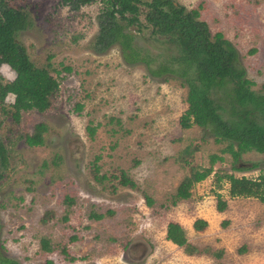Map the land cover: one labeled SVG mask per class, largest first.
Returning <instances> with one entry per match:
<instances>
[{
  "label": "rangeland",
  "instance_id": "374dc122",
  "mask_svg": "<svg viewBox=\"0 0 264 264\" xmlns=\"http://www.w3.org/2000/svg\"><path fill=\"white\" fill-rule=\"evenodd\" d=\"M64 1L12 2L17 9L26 8L31 20L17 41L38 66L60 72L53 73L60 89L50 110L25 112L20 124L10 112L13 96L3 106L7 113L0 103V142L9 157L0 168L1 254L19 264H264V203L231 197L227 178L218 179H259L264 154H244L240 162L248 169L235 170L238 163L222 153L226 143L216 142L212 132L198 126H181L189 108L181 78L153 77L144 66L130 67L116 46L96 54L102 4L76 11ZM171 1L187 11L199 10L212 35L224 34L253 84L246 87L264 96V0L160 4ZM148 11L142 8L143 24ZM134 32L144 51L159 54L160 60L171 54V46L152 37V28ZM15 78L9 66L0 68L2 82ZM77 105L82 110L77 111ZM259 123L264 124V115ZM40 124L47 128L45 144L30 147L25 135ZM89 127L96 128L93 138ZM189 145L197 148L199 169L210 167L212 154L225 161L217 162L212 174L195 185L190 199L175 203L178 186L191 172L180 161ZM256 163L259 167L252 168ZM123 173L134 186L123 184ZM218 194L228 205L223 213L217 210ZM198 219L208 222L204 232L194 229ZM171 222L183 226L200 253L189 256L166 239ZM44 238L53 253L43 254ZM134 241L149 244L142 260L135 251L128 255ZM218 252H223L221 258Z\"/></svg>",
  "mask_w": 264,
  "mask_h": 264
},
{
  "label": "trees",
  "instance_id": "16d2710c",
  "mask_svg": "<svg viewBox=\"0 0 264 264\" xmlns=\"http://www.w3.org/2000/svg\"><path fill=\"white\" fill-rule=\"evenodd\" d=\"M14 0H0V68L4 65L16 74V78L4 83L0 79V103L3 107L8 96H13L10 105L13 119L21 123L23 113L36 110L45 113L53 106L54 96L60 89V83L53 73L60 74L49 67H40L30 59L26 48L17 41L21 31L27 30L31 20L24 9L13 7ZM161 0H66L64 4L72 10H80L84 6L100 2L103 6L98 16L99 32L94 41V51L102 54L116 46L120 48L124 62L130 67L144 66L153 77L177 76L188 88L187 103L189 108L181 118V126L190 129L193 126L212 132L218 143H226L222 153L230 154L233 158L234 169H248L240 162L242 156L249 152L264 154V124L259 123V117L264 113V96H258L246 84L253 85L246 79V70L239 64V54L235 46L225 38L224 34L212 35L205 21H201L199 10L187 11L176 2ZM167 5L168 7H163ZM147 12L145 22L141 23L142 8ZM152 28L151 35L160 43L171 46L168 58L153 55L151 50L144 51L137 44V35L144 29ZM256 52L254 50L252 53ZM71 71L70 68H65ZM77 105V111L82 110ZM3 111L7 113L5 107ZM47 131L44 124L36 126L33 134L25 135V142L30 147L44 146L43 132ZM89 131L93 138L96 128ZM197 148L189 145L185 154L180 157L184 167H190L191 172L178 186L174 195L175 203L191 198V191L196 184L205 181L213 172L217 162L225 158L218 154L210 155V167L199 169L195 164ZM8 152L0 142V168L7 166ZM100 157H97L98 161ZM264 165L263 163H261ZM253 164L252 168L259 167ZM96 166V165H95ZM96 170L99 167L96 166ZM123 184H135L123 173ZM230 184L231 197L256 198L264 203V175L259 179L247 177L237 178L226 175ZM106 179L105 176L99 181ZM217 210L223 213L227 203L218 194ZM149 204L152 200L148 198ZM110 214L114 212L110 211ZM95 219L102 218L94 215ZM68 218L66 217L65 220ZM227 224V223H224ZM208 222L198 219L194 229L204 232ZM1 230V226H0ZM78 237H72L76 241ZM166 239L183 251L193 256L200 249L193 246L180 223L171 222L167 226ZM49 239L42 240L43 254L53 253ZM64 252H66L64 250ZM218 258L223 252L216 253ZM0 263L19 264L17 261L3 256L0 252ZM45 264H54L47 260Z\"/></svg>",
  "mask_w": 264,
  "mask_h": 264
},
{
  "label": "water",
  "instance_id": "95a60500",
  "mask_svg": "<svg viewBox=\"0 0 264 264\" xmlns=\"http://www.w3.org/2000/svg\"><path fill=\"white\" fill-rule=\"evenodd\" d=\"M149 244L144 242V241H134L132 242L129 247L127 248L128 250V255L131 256L130 253L134 252L139 254V257L137 259H139L141 257V260L148 254V246Z\"/></svg>",
  "mask_w": 264,
  "mask_h": 264
},
{
  "label": "clouds",
  "instance_id": "9594fccd",
  "mask_svg": "<svg viewBox=\"0 0 264 264\" xmlns=\"http://www.w3.org/2000/svg\"><path fill=\"white\" fill-rule=\"evenodd\" d=\"M167 232V231H166ZM129 247V246H128Z\"/></svg>",
  "mask_w": 264,
  "mask_h": 264
}]
</instances>
